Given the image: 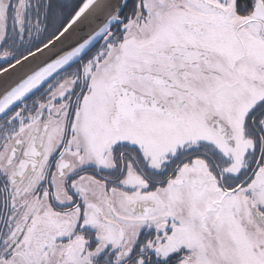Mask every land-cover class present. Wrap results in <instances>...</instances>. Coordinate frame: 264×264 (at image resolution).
<instances>
[{"label": "snow or ice", "instance_id": "obj_1", "mask_svg": "<svg viewBox=\"0 0 264 264\" xmlns=\"http://www.w3.org/2000/svg\"><path fill=\"white\" fill-rule=\"evenodd\" d=\"M0 264H264V0H0Z\"/></svg>", "mask_w": 264, "mask_h": 264}]
</instances>
